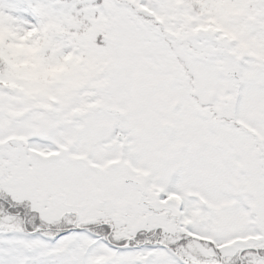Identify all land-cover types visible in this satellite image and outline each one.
I'll return each mask as SVG.
<instances>
[{"label": "snow or ice", "instance_id": "6c2138e0", "mask_svg": "<svg viewBox=\"0 0 264 264\" xmlns=\"http://www.w3.org/2000/svg\"><path fill=\"white\" fill-rule=\"evenodd\" d=\"M0 264H264V0H0Z\"/></svg>", "mask_w": 264, "mask_h": 264}]
</instances>
